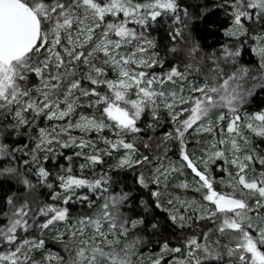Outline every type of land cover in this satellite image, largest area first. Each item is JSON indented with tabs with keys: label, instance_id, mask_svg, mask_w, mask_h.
Returning a JSON list of instances; mask_svg holds the SVG:
<instances>
[{
	"label": "snow or ice",
	"instance_id": "snow-or-ice-1",
	"mask_svg": "<svg viewBox=\"0 0 264 264\" xmlns=\"http://www.w3.org/2000/svg\"><path fill=\"white\" fill-rule=\"evenodd\" d=\"M0 264H264V0H0Z\"/></svg>",
	"mask_w": 264,
	"mask_h": 264
}]
</instances>
